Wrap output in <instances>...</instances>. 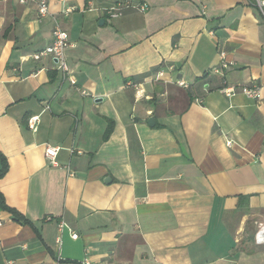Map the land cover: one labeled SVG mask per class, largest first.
<instances>
[{"label": "crops", "instance_id": "obj_1", "mask_svg": "<svg viewBox=\"0 0 264 264\" xmlns=\"http://www.w3.org/2000/svg\"><path fill=\"white\" fill-rule=\"evenodd\" d=\"M120 1L48 0L39 18L38 0H0V191L29 221L0 211V264H264L248 240L264 222L263 16L248 0H127L148 9L110 19ZM56 24L76 85L32 57ZM250 83L258 100L221 91Z\"/></svg>", "mask_w": 264, "mask_h": 264}, {"label": "built area", "instance_id": "obj_2", "mask_svg": "<svg viewBox=\"0 0 264 264\" xmlns=\"http://www.w3.org/2000/svg\"><path fill=\"white\" fill-rule=\"evenodd\" d=\"M31 1L35 0H20L22 4H27ZM251 5L256 7L261 15L264 18V0H248ZM38 5V13L39 18L45 17L49 14V4L48 0H38L36 3ZM126 9H136L141 12H145L148 9L147 4L140 3V4H133L129 1H120L115 3L114 5L108 7L106 9V14L110 19H117L124 15ZM71 9H67L65 14H69ZM52 41L49 45L40 49L39 51L32 54L33 59L41 60L44 57H50L54 61V67L61 71L63 75V79L69 82L72 85L77 84V80L75 77L70 73V68L66 59V51L72 46V41L70 35L67 31H65L59 24H56L54 30L52 31ZM220 65L218 67L213 68L215 73H222L223 69H228L231 66V63L226 59V51L223 49L220 50ZM178 84L182 87L188 88V84L185 81H179ZM221 91L224 95L228 97H232L236 94L243 93L250 99L258 100L261 97V85L258 83H250L248 85H240V86H233V85H223ZM83 93H85L83 91ZM141 90L137 89V96L141 97ZM40 115H32L27 117V126L30 130L36 131L38 129V125L40 123ZM230 144V142H229ZM59 151V147L49 146L46 148V155L48 159H50V164L53 166H58L59 163L56 159L57 153ZM64 226L63 223L60 225V229ZM258 230L255 235V241L259 243H264V222L258 223ZM72 237L77 239L79 235L73 231ZM58 244L61 245L60 237L58 238ZM57 258L55 264H60L61 257L59 253L57 254ZM84 264H91L89 261H85Z\"/></svg>", "mask_w": 264, "mask_h": 264}, {"label": "trees", "instance_id": "obj_3", "mask_svg": "<svg viewBox=\"0 0 264 264\" xmlns=\"http://www.w3.org/2000/svg\"><path fill=\"white\" fill-rule=\"evenodd\" d=\"M123 2H125V1H123ZM157 70H158V68L152 69L153 72H155ZM152 71L149 72V73L142 74V75L134 76L131 79L132 80H136V81L138 80V82H139L140 79L149 76L152 73ZM112 127H113V124H112V122H110L108 127H107V130L105 132V138H107L111 134ZM6 160H7L6 157L3 154L0 153V178H1V176L3 177L4 174H6L7 171H8V161H6ZM0 211L9 212L11 214L12 218L14 220H16V221L18 220L19 222H23V223H28L29 222L27 219H25V217L19 211H17L15 208L10 207L7 204V202L5 200V197H4V195H3V193L1 191H0ZM254 238H255L254 236H250L248 238V240L249 241H253ZM260 245L264 246V243H260ZM257 249H258V247H257ZM250 251L254 252V251H256V249L254 248V249H252Z\"/></svg>", "mask_w": 264, "mask_h": 264}, {"label": "water", "instance_id": "obj_4", "mask_svg": "<svg viewBox=\"0 0 264 264\" xmlns=\"http://www.w3.org/2000/svg\"><path fill=\"white\" fill-rule=\"evenodd\" d=\"M103 21H104V20L101 19L100 23H103ZM148 122H149V124H153V122H154V118H152V117L149 118ZM109 180H110V178H107V179H106V182H108Z\"/></svg>", "mask_w": 264, "mask_h": 264}, {"label": "rangeland", "instance_id": "obj_5", "mask_svg": "<svg viewBox=\"0 0 264 264\" xmlns=\"http://www.w3.org/2000/svg\"><path fill=\"white\" fill-rule=\"evenodd\" d=\"M257 226H258V224H257ZM257 230H258V227L257 228L254 227V233H255V235H256Z\"/></svg>", "mask_w": 264, "mask_h": 264}]
</instances>
